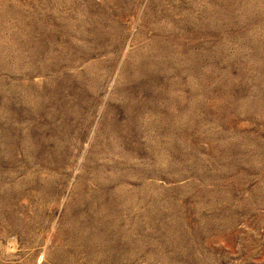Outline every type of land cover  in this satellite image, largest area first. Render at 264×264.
<instances>
[{
	"label": "rangeland",
	"instance_id": "374dc122",
	"mask_svg": "<svg viewBox=\"0 0 264 264\" xmlns=\"http://www.w3.org/2000/svg\"><path fill=\"white\" fill-rule=\"evenodd\" d=\"M95 263L264 264V0H0V264Z\"/></svg>",
	"mask_w": 264,
	"mask_h": 264
},
{
	"label": "bare ground",
	"instance_id": "6f19581e",
	"mask_svg": "<svg viewBox=\"0 0 264 264\" xmlns=\"http://www.w3.org/2000/svg\"><path fill=\"white\" fill-rule=\"evenodd\" d=\"M109 33V32H108ZM14 36V35H13ZM48 39V38H47ZM35 42V41H34ZM165 46V45H164ZM166 47V46H165ZM2 48V47H1ZM22 48V47H21ZM13 49V48H12ZM164 49V48H163ZM4 50V49H3ZM168 50V49H167ZM42 52V51H41ZM35 56V55H34ZM158 57H160V56H158ZM161 57H163V56H161ZM160 59H162V58H160ZM51 62V61H50ZM152 62V61H151ZM144 64H146V63H144ZM152 65H154L155 66V64H152ZM158 66H159V64H158ZM99 69V68H98ZM81 85V84H80ZM15 86V85H14ZM178 118V117H177ZM177 123V122H176ZM184 128V127H183ZM171 138V137H170ZM181 156V155H180ZM106 186V185H105ZM124 191V190H123ZM132 191V190H131ZM118 192V191H117ZM127 193H128V191H127ZM114 194V193H113ZM125 194V196H126V193H124ZM107 196V195H106ZM128 196V195H127ZM112 197V196H111ZM122 197V196H121ZM132 197V196H131ZM113 198V197H112ZM129 198V197H128ZM146 199V198H145ZM105 200V199H104ZM124 200V199H123ZM134 200V199H133ZM114 201H115V199H114ZM108 206V205H107ZM106 206V207H107ZM102 215V214H101ZM103 221V220H102ZM105 224V223H104ZM118 228V227H117ZM120 228V227H119ZM117 230V229H116ZM104 236L105 235H103L102 237L104 238ZM109 236V235H108ZM113 236V235H112ZM94 238V237H93ZM118 238V237H117ZM118 240V239H117ZM90 245V244H89ZM94 245V244H93ZM124 246V245H123ZM117 249V248H116ZM90 250V249H89ZM90 253V252H89ZM105 253V252H104ZM118 253V252H117ZM110 261V260H109ZM96 264V263H95ZM111 264V263H110Z\"/></svg>",
	"mask_w": 264,
	"mask_h": 264
}]
</instances>
